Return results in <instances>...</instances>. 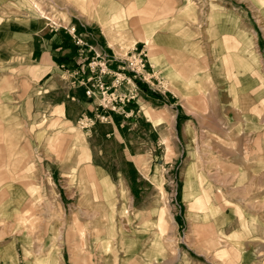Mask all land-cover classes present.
I'll return each mask as SVG.
<instances>
[{"label":"rangeland","instance_id":"1","mask_svg":"<svg viewBox=\"0 0 264 264\" xmlns=\"http://www.w3.org/2000/svg\"><path fill=\"white\" fill-rule=\"evenodd\" d=\"M80 24L173 96L102 141L112 166L131 150L128 183L90 168L95 125L48 130L24 105L34 35L96 52ZM0 264H264V0H0Z\"/></svg>","mask_w":264,"mask_h":264},{"label":"crops","instance_id":"2","mask_svg":"<svg viewBox=\"0 0 264 264\" xmlns=\"http://www.w3.org/2000/svg\"><path fill=\"white\" fill-rule=\"evenodd\" d=\"M234 11L242 12L243 8L238 6L234 8ZM76 26L77 33L84 37L85 44L92 46L103 59L109 60V66L113 71L119 69L122 62L116 57L114 58L113 53L109 51L107 45L99 38V35L94 30H90V28L94 27L84 24ZM236 30L237 33L232 37L233 42L226 40V43H223V48L233 52V57L238 60V72L240 73L243 67L240 52L244 50L243 47L248 45L249 41L243 38L242 27H238ZM255 30L250 28L252 32ZM36 35L37 37L35 38L34 35L33 39V53L36 52L37 55V68L34 71L32 81L25 79L26 95L24 105L30 107L31 116L35 120L41 119L43 124L47 123L48 130L53 126L54 128H51L53 130L61 127L62 129L58 130L64 131L72 125H77L78 120L84 115L106 116L107 119L103 122L97 120L90 132H84L89 150L90 168L97 174L96 177L111 179V177L116 175L120 183H128L131 150L127 149L122 152L127 162L125 165L112 166L110 164L111 153L103 146L102 141L107 136L122 137L124 124L131 115L140 114L148 121L150 119L146 111L151 109L156 111L160 108V111L168 110L172 105L171 98L173 96L170 95V98L166 94L150 89L145 82L136 80V89H133L134 82L132 86L124 84L118 89V92L122 94H127L134 90L135 99L130 101L117 100L111 104L110 109H105L100 105L102 97L98 90L95 91V95H88L86 92L93 84L92 74L88 69V62L95 52L84 45L78 47L73 42L71 35L64 29L47 27L42 33H37ZM165 62L169 66V59ZM127 74L132 75L129 72ZM159 75H161L160 72ZM202 76L209 79L207 71H203ZM104 79L107 83H111L113 76L106 75ZM154 107L156 108L153 109ZM178 117L179 113L176 112L174 118L177 119ZM52 167L54 168L48 171H52L51 178L55 181L54 174L57 173L61 166L54 161ZM62 202L63 199H61Z\"/></svg>","mask_w":264,"mask_h":264},{"label":"built area","instance_id":"3","mask_svg":"<svg viewBox=\"0 0 264 264\" xmlns=\"http://www.w3.org/2000/svg\"><path fill=\"white\" fill-rule=\"evenodd\" d=\"M75 30V29H73ZM134 61L130 63V59L128 62L123 61V64L119 67V69L113 71L109 66V60H105L102 56L95 52V54L90 57L88 62V69L92 74L93 84L90 88L87 89L88 95H95V91L98 90L102 97L101 106L105 109H110L111 104L116 102L117 100L130 101L136 98L134 94V90L130 91L127 94H122L118 92V89L124 84L132 83L133 79L145 81V76L142 71L145 64L142 58L134 55L132 57ZM127 72L132 73V75H128ZM106 75H112L113 80L111 83H107L104 77ZM133 89H136L135 85ZM107 117L104 115H98L96 117L83 116L80 121L88 127H92L96 124L97 120H106Z\"/></svg>","mask_w":264,"mask_h":264},{"label":"bare ground","instance_id":"4","mask_svg":"<svg viewBox=\"0 0 264 264\" xmlns=\"http://www.w3.org/2000/svg\"><path fill=\"white\" fill-rule=\"evenodd\" d=\"M33 3H34V2H33ZM35 6H36V8L38 7L37 4H36ZM41 12L45 15V13H44L43 11H41ZM149 25H150V24H149ZM156 116H157V115H156Z\"/></svg>","mask_w":264,"mask_h":264}]
</instances>
